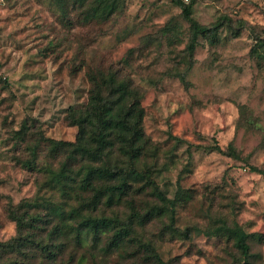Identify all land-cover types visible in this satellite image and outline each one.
<instances>
[{
    "label": "rangeland",
    "instance_id": "obj_1",
    "mask_svg": "<svg viewBox=\"0 0 264 264\" xmlns=\"http://www.w3.org/2000/svg\"><path fill=\"white\" fill-rule=\"evenodd\" d=\"M183 1L202 25L227 17L232 28L216 45L199 38L190 53V23L173 0H121L105 22L64 17L58 0L0 2V243L17 236L10 212L22 202L68 206L46 173L65 161L51 141H76L70 111L88 102L87 73L119 71L143 91L153 179L169 198L180 189L196 196L173 224L187 237L162 234L156 223L139 228L142 242L163 264H264V0ZM216 144H233L237 157ZM33 148L35 169L26 166ZM222 221L249 235V256L227 236L207 234ZM138 248L80 249L72 264L82 254V264H159Z\"/></svg>",
    "mask_w": 264,
    "mask_h": 264
},
{
    "label": "trees",
    "instance_id": "obj_2",
    "mask_svg": "<svg viewBox=\"0 0 264 264\" xmlns=\"http://www.w3.org/2000/svg\"><path fill=\"white\" fill-rule=\"evenodd\" d=\"M120 1L58 0V4L64 17L76 12L84 22H105L116 13ZM173 3L190 23V53L195 51L199 38L216 45L220 30L232 28L227 17L210 26L202 25L193 17L192 5L183 0ZM122 75L119 71L103 70L87 73L91 84L88 102L70 111L72 124L78 127L76 141H51L55 157L63 155L65 161L57 170L46 168L50 185L60 189L68 206L49 207L45 202L30 201L11 210L17 236L0 243V264H72L80 249L90 254L98 249L109 254L126 252L129 246L137 244L138 250L144 249L151 259L163 264L154 246L139 238V228L159 223L164 225L162 234L188 236L173 224L177 208L196 196L191 190L180 189L174 198H169L153 179L147 161L154 148L144 129L143 91ZM213 149L237 157L233 144L228 151L218 144ZM31 152L34 160L26 166L35 169L38 152L36 148ZM148 196L154 199L153 204ZM122 207L128 211L121 213ZM40 209H47V213ZM105 209L112 215L103 213ZM207 234L225 235L244 256L250 254L249 235L239 225L230 226L222 221ZM70 249L72 257L67 262L65 256ZM81 256L77 264L86 259L85 254Z\"/></svg>",
    "mask_w": 264,
    "mask_h": 264
},
{
    "label": "clouds",
    "instance_id": "obj_3",
    "mask_svg": "<svg viewBox=\"0 0 264 264\" xmlns=\"http://www.w3.org/2000/svg\"><path fill=\"white\" fill-rule=\"evenodd\" d=\"M0 2H2V0H0ZM6 239H7V237H6Z\"/></svg>",
    "mask_w": 264,
    "mask_h": 264
}]
</instances>
